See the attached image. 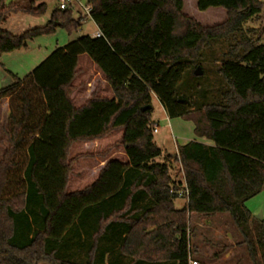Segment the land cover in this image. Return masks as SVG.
I'll return each instance as SVG.
<instances>
[{"label":"trees","instance_id":"16d2710c","mask_svg":"<svg viewBox=\"0 0 264 264\" xmlns=\"http://www.w3.org/2000/svg\"><path fill=\"white\" fill-rule=\"evenodd\" d=\"M193 2L196 14L218 9L212 13L223 20L201 24L185 11L186 0H86L89 17L74 19L71 6L54 11L45 27L13 35L1 24L18 13L43 15L46 5L0 0V58L56 25L71 33L89 18L101 34L56 49L0 90V101L21 96V117L10 114L0 159V264H190L191 214H227L249 263L264 264V220L246 207L264 191V32L254 39L244 28L262 3ZM231 35L241 40L218 69L226 85L220 101L196 109L179 99L177 86L198 68L203 47ZM81 56L101 72L111 99L94 92L74 105ZM153 97L168 118L191 119L205 143L178 146L157 163L153 108L142 111ZM118 130L127 160L108 161L92 185L68 193L72 146ZM174 164L181 179L172 176ZM183 190L187 203L177 209Z\"/></svg>","mask_w":264,"mask_h":264},{"label":"rangeland","instance_id":"374dc122","mask_svg":"<svg viewBox=\"0 0 264 264\" xmlns=\"http://www.w3.org/2000/svg\"><path fill=\"white\" fill-rule=\"evenodd\" d=\"M79 1L86 6V0ZM259 1L262 3L261 13L252 21L248 22L244 27L246 36L254 39L257 35H262L264 32V0ZM30 2H33L36 7L41 4H45V13L40 16L25 13L14 14L11 20L6 23L4 22V25L3 23L1 24L2 29H6L13 35H20L31 29L42 28L49 23L54 11L59 10V0H5L6 5H10L12 3L27 5ZM216 10L218 11V9H210L209 11L214 12ZM185 11L187 14L189 13V16H192L203 25H214L215 23L222 21L224 18V15L220 12H211L206 15L205 13H198L197 11L196 14L193 0H186ZM80 13L82 12L79 6L75 4L73 6V18L77 20L80 17ZM96 32L97 27L89 18L84 21L79 30H74L71 33L56 25L55 32L33 39L28 42L26 48L4 54L0 58V90L13 85L15 83L14 77L24 80L56 49L63 48L81 37L93 36ZM240 40L241 38L239 35H231L222 39H215L204 46L199 53L200 55H198V60L196 61V63L199 64L198 68L195 69L196 67H193L187 70L181 82L177 86L179 99L191 102L196 109L201 108L204 105L218 103L221 99V94L226 90L225 83L218 75V69L223 60L229 58L230 51H232L234 46ZM259 44H264V34ZM78 65L80 73L74 81L76 92L73 95V102L76 107H80V105L84 103L83 101L85 100V97L89 92H91L89 91L90 89L94 90L91 88L90 84H92L94 88H97L99 92H105L102 81L103 77L100 76L98 69L91 63L88 57L82 56ZM198 69L200 70L201 75L195 76L194 73ZM112 95V92H109L107 97L112 98ZM20 106V93L14 95L11 100L7 98L0 101V159L3 156L4 148L8 145L7 132L10 129V114L14 113L18 118H20ZM152 108V123L154 125H158V132L154 133V140L156 145L162 150V155L156 159V162L163 164L165 163L166 156L174 155L177 152L178 146H182L185 143L199 139L195 136V125L191 119L168 118L156 97H153L152 99ZM122 135L123 130H118L111 133L104 140L99 141V143H75L72 146L69 157L74 161V163L72 165V174L70 175L67 186L68 193L80 192L93 184L96 179L93 175V170L95 169V172L98 170L100 161L104 158L102 154L109 151V154L106 156L107 159L111 156L117 160H127L126 156L123 155L124 151L120 145ZM178 172L179 165L174 164L172 176L177 177L176 179H181ZM185 204L186 201L184 199H177L175 202L176 208H182ZM246 207L255 217L258 218L261 215L264 220V191L247 201ZM228 220L230 223L229 216ZM192 221L194 222L191 225L193 231L198 230L195 226L196 223H203L205 226L211 225L210 221L206 217L193 216ZM211 222H214L212 230H215L214 228L223 224V219ZM220 229L225 230L227 233H233L232 230H235L231 223L227 227ZM205 232H207L206 235H203L205 242H208V240L212 242V239L214 238L212 236V231L205 230ZM200 233L201 232H193L192 236L195 238V235L198 236ZM234 234L239 237L237 233ZM216 240L214 239V242L218 245V247H216L217 252H221L222 249H226L223 246H219L223 243L222 240ZM196 244L197 242L193 243L194 246ZM216 251H213L210 256ZM243 252L244 254L242 255L239 251L237 253V258L240 259L241 256H244L245 260H247L248 264H250L247 259L245 248ZM198 257L200 258L201 256L198 255L197 258ZM77 259L80 260L81 255L77 256ZM192 260L202 264L199 259H196V257H193ZM241 264L247 263L241 262Z\"/></svg>","mask_w":264,"mask_h":264},{"label":"crops","instance_id":"0c3cea01","mask_svg":"<svg viewBox=\"0 0 264 264\" xmlns=\"http://www.w3.org/2000/svg\"><path fill=\"white\" fill-rule=\"evenodd\" d=\"M12 17H13V15H11L6 20V22L9 21V20H11ZM5 23H3V25ZM3 30H6V29H3ZM93 36H95V35H93ZM80 58H79V61H80ZM99 73H100V76L103 77V75L101 74L100 71H99ZM102 81H103V88H104L105 92H99V90H97V88H94L92 86V84H90L91 85V88L94 89V90H91V89L89 90L91 92H89L88 95L85 97V100L83 101L84 103L91 97V95L94 92L97 93L99 96H103V97H106L108 99H111V98L107 97L108 93L111 92V90H110L109 86L107 85V83L105 82L104 77H103V80ZM112 97H113V95H112ZM72 100H73V97H72ZM83 104H81L80 107ZM104 139H102V140H104ZM102 140H98V141H95V142H91V144H96L97 142L99 143V141H102ZM196 141L201 142V143H205L203 140H200V139L199 140H196ZM185 144H187V143H185ZM123 155H125V154H123ZM113 159H114V157H111L110 156V157H108V159L107 158H103L100 161V165H99L98 170H96V172H95V169L93 170L94 171V174L93 175L96 177V179L98 178L99 172L104 168V166L106 165V163L108 161H110V160H113ZM96 179H95V181H96ZM179 199H184L186 201V203H187V200L184 197H181ZM185 206H186V204L184 205V207ZM184 207H182V208H184ZM182 208H177V209H182ZM193 216L194 217H198V216L206 217L210 221V223H211L212 226L211 225H206L205 226V224H203V223H196L195 226H196V228H198V230H194L193 231V229L191 228V225L194 223L192 221V217ZM221 219H223V224L222 225H218L217 228H214L215 230H212L213 229V226H214V222H211V221H217V220H221ZM189 221H190V232H189L190 260H192L193 257H196V259H199L202 264H241V262H245V263L248 264V262H247V260H245L244 256H241L240 259L237 258V256H238L237 253L239 251H240V254H242V255L244 254V252H243L244 251V248H243V246L241 244V238H239L238 236H236V234H234V233H237V232L235 230H232L233 233H227V232H225V230L220 229V228L227 227L231 223V222L229 223L228 215L227 214H217V215H197V214H191L189 216ZM200 229H202V230H200ZM205 230L212 231V236L214 237V238L212 237L213 238L212 239V242L209 241V240H208V242L207 241L205 242V240L203 239V237H204L203 235H206L207 234V232H205ZM221 230H223V231H221ZM193 232H195V233L201 232V233L198 234V236L195 235V238H194L192 236V233ZM200 238H201V241L202 242L200 241ZM214 239L215 240L216 239L222 240L223 243L221 245H219V246H223L226 249H222L221 252H217L216 251V247H218V245H216V243L214 242ZM194 242H197V244L195 246L193 245ZM202 245H203V247H202ZM213 251H216V252L213 253V255L210 256V254ZM198 255L201 256V257L200 258L199 257L197 258Z\"/></svg>","mask_w":264,"mask_h":264},{"label":"built area","instance_id":"2783aa9c","mask_svg":"<svg viewBox=\"0 0 264 264\" xmlns=\"http://www.w3.org/2000/svg\"><path fill=\"white\" fill-rule=\"evenodd\" d=\"M75 4H77L82 12V14L86 17L90 16L91 13V9L85 5H83L79 0H59V9L60 10H67L69 9L71 6H74ZM101 34L99 32H97L95 34V37H100ZM158 132V125H155L153 128V133H157ZM188 193L186 190H183L179 193V198L181 197H187ZM190 264H199L197 261H191Z\"/></svg>","mask_w":264,"mask_h":264},{"label":"water","instance_id":"95a60500","mask_svg":"<svg viewBox=\"0 0 264 264\" xmlns=\"http://www.w3.org/2000/svg\"><path fill=\"white\" fill-rule=\"evenodd\" d=\"M194 75H195V76H199V75H201L200 70L198 69V70L194 73ZM147 109H152V106L145 107V108L142 109V111H146ZM258 219H259V220H263V217L260 215V216L258 217Z\"/></svg>","mask_w":264,"mask_h":264}]
</instances>
